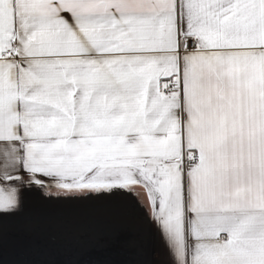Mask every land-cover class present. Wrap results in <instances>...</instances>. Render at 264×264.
<instances>
[{
    "label": "snow or ice",
    "instance_id": "obj_1",
    "mask_svg": "<svg viewBox=\"0 0 264 264\" xmlns=\"http://www.w3.org/2000/svg\"><path fill=\"white\" fill-rule=\"evenodd\" d=\"M33 185L141 187L173 264H264V0H0V211Z\"/></svg>",
    "mask_w": 264,
    "mask_h": 264
},
{
    "label": "rangeland",
    "instance_id": "obj_2",
    "mask_svg": "<svg viewBox=\"0 0 264 264\" xmlns=\"http://www.w3.org/2000/svg\"><path fill=\"white\" fill-rule=\"evenodd\" d=\"M94 194L23 188L17 209L0 211V264H124L109 203Z\"/></svg>",
    "mask_w": 264,
    "mask_h": 264
},
{
    "label": "crops",
    "instance_id": "obj_3",
    "mask_svg": "<svg viewBox=\"0 0 264 264\" xmlns=\"http://www.w3.org/2000/svg\"><path fill=\"white\" fill-rule=\"evenodd\" d=\"M94 197L109 203V217L114 218L116 227L114 239L117 243L113 248L120 245L119 249L124 250V264H173L161 230L150 217L141 187L135 189V194L114 189L95 193Z\"/></svg>",
    "mask_w": 264,
    "mask_h": 264
}]
</instances>
